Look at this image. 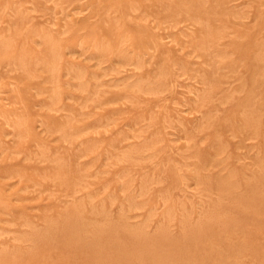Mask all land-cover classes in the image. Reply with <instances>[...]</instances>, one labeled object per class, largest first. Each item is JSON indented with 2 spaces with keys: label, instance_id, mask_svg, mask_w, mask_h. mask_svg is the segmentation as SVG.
<instances>
[{
  "label": "rangeland",
  "instance_id": "374dc122",
  "mask_svg": "<svg viewBox=\"0 0 264 264\" xmlns=\"http://www.w3.org/2000/svg\"><path fill=\"white\" fill-rule=\"evenodd\" d=\"M0 264H264V0H0Z\"/></svg>",
  "mask_w": 264,
  "mask_h": 264
},
{
  "label": "bare ground",
  "instance_id": "6f19581e",
  "mask_svg": "<svg viewBox=\"0 0 264 264\" xmlns=\"http://www.w3.org/2000/svg\"><path fill=\"white\" fill-rule=\"evenodd\" d=\"M114 72V71H113ZM77 76V75H76ZM255 78V77H254ZM136 85H137V83H136ZM81 91V90H80ZM233 187V186H232ZM239 188V187H238ZM135 229V228H134Z\"/></svg>",
  "mask_w": 264,
  "mask_h": 264
}]
</instances>
